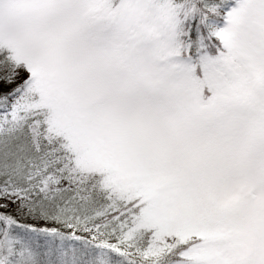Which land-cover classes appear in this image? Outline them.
I'll list each match as a JSON object with an SVG mask.
<instances>
[{
    "label": "snow or ice",
    "instance_id": "1",
    "mask_svg": "<svg viewBox=\"0 0 264 264\" xmlns=\"http://www.w3.org/2000/svg\"><path fill=\"white\" fill-rule=\"evenodd\" d=\"M0 264H264V0H0Z\"/></svg>",
    "mask_w": 264,
    "mask_h": 264
}]
</instances>
